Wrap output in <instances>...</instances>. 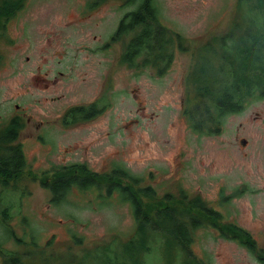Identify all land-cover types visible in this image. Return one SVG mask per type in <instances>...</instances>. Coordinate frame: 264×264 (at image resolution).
<instances>
[{
  "label": "rangeland",
  "instance_id": "rangeland-1",
  "mask_svg": "<svg viewBox=\"0 0 264 264\" xmlns=\"http://www.w3.org/2000/svg\"><path fill=\"white\" fill-rule=\"evenodd\" d=\"M88 1L24 0L0 32V135L11 131L19 118L23 129L12 146L22 145L28 160L16 185L6 187L0 181L2 247L20 258L18 264H105V256L113 260L135 233L131 207L117 195L103 202L95 191L78 189L55 205L39 178L43 171L73 163H86L97 172L120 163L160 196H179L181 189L191 198L200 196L211 212L224 213L226 221L247 229L264 248V116L256 121V112L264 115V100H253L242 113L228 116L221 133L212 136L190 127L183 104L186 71L208 63V73L219 75L220 63L230 65L223 55L210 62L199 52H215L206 47L209 43L226 50L218 41L235 29L234 23L243 24L248 4L157 0L170 35H181L188 46L184 56L175 45L170 72L159 76L155 67L131 69L124 64L129 36L112 42L132 6L110 0L90 11ZM106 43L110 50L100 52ZM236 49L232 58L238 55ZM46 74L51 80L57 77L58 84L43 88ZM102 94L109 104L105 115L73 128L61 126L68 107ZM242 137L247 148L239 145ZM221 191H236L222 209L217 207ZM190 232L191 252L207 264H262L255 253L220 238L211 227ZM14 234L25 242L18 244ZM160 256L159 246L147 255L151 264H166ZM185 260L177 252L175 264ZM5 263L10 264L0 258Z\"/></svg>",
  "mask_w": 264,
  "mask_h": 264
},
{
  "label": "trees",
  "instance_id": "trees-1",
  "mask_svg": "<svg viewBox=\"0 0 264 264\" xmlns=\"http://www.w3.org/2000/svg\"><path fill=\"white\" fill-rule=\"evenodd\" d=\"M108 1L110 0H89L86 8L92 11ZM122 1L126 7L132 6V9L125 13L111 38L112 42H116L123 36L130 37L123 53L124 64L131 69L155 67L159 76H163L174 58L175 45H178L180 51L188 52L185 40L179 34H176L177 37L170 35L169 29L161 20L157 0ZM245 3L249 7L246 20L243 24L234 23L235 29L231 28V33L221 36L218 41L219 46L222 45L226 50H218L209 43L206 47L210 46L215 52H199L204 54L200 57H205L210 62L214 60V56H220V60L225 56L230 65L222 66L220 63L218 75L217 71L208 73V66H205L208 63L200 64L203 66L191 68L188 76L184 115L190 127L203 135L220 134L228 116L240 113L253 100L264 99V0H240L239 5ZM23 5L24 0L0 3V32ZM234 47L237 48L238 55L232 58ZM224 74L228 77L223 78ZM108 108V98L103 97L96 103L70 109L68 115L75 121L87 116V121L101 116ZM71 119L64 117L66 126L72 123ZM11 126V131L0 135V181L6 187L11 182L16 185L28 167L22 145L17 143L12 146V143L18 141L23 124L18 118ZM39 182L44 189L50 191V202L55 205L65 202L71 191L78 189L84 193L95 191L96 197L103 202L117 195L122 204L131 207L136 221L135 233L123 244L122 252L115 253L113 260L106 256L101 258L105 260V264H151L147 255L153 250V246H159L161 261L166 260V264L176 263L177 252L186 257L182 264H196V261L197 264H207L190 250L193 239L190 231L204 227L219 230L221 237L227 241L238 242L252 251L257 249L251 236L224 226L219 221L218 213L211 212L200 196L191 198L183 189L179 196L175 193L160 196L154 187L143 184L142 177L130 173L120 163H115L106 172L92 171L86 163L60 166L43 171ZM4 214L9 216V212L8 215ZM14 235L18 244L25 242ZM74 239L77 240L76 237ZM0 258L3 262L7 259L10 264H18L20 260L16 254L14 256L6 251L2 244Z\"/></svg>",
  "mask_w": 264,
  "mask_h": 264
},
{
  "label": "flooded vegetation",
  "instance_id": "flooded-vegetation-1",
  "mask_svg": "<svg viewBox=\"0 0 264 264\" xmlns=\"http://www.w3.org/2000/svg\"><path fill=\"white\" fill-rule=\"evenodd\" d=\"M105 4H103V5H101V6H104ZM88 7V6H87ZM86 10H89V9H87L86 8ZM110 43H106L105 45L103 44V46H101V47H99L98 49H99V51L100 52H102V53H107L108 52V50H110ZM177 49H178V47H177ZM178 51L182 54V55H184V56H186V55H188V52H182V51H180L179 49H178ZM175 58V57H174ZM174 58H173V60L171 61V64H169V67H168V69H167V71L165 72V74L167 75L169 72H170V70H171V66H172V63H173V61H174ZM120 59L122 60V56H120ZM59 72V71H58ZM189 73H191V71H189ZM189 73H187V71H186V74H185V76H184V78H183V86H185V92H184V98H183V104L185 105L186 104V100H187V88H188V85H189V78H188V76H189ZM59 75L61 76V77H63L64 76V73L63 72H59ZM157 75H159V73L157 72ZM43 82H44V84H43V88H50V86L52 85V84H58V78L57 77H55V79L54 80H51V79H49V77H48V74H46V76H45V78H43ZM53 81V82H52ZM103 97H106L105 95H100L99 97H97V98H95L94 100H92L91 102H89V103H87V104H79V105H90V104H93V103H96V102H98L100 99H102ZM59 98H64V95L62 96V97H59ZM107 98V97H106ZM58 98H56V100H57ZM264 100V99H263ZM249 104V103H248ZM247 104V105H248ZM79 105H72V106H70V107H68L65 111H64V114L60 117V120H61V126L63 127V128H73V127H75V126H79V125H82V124H87V123H90V122H93V121H97L100 117H102L103 115H105L106 114V112L107 111H105L104 112V114H102L101 116H97V117H94V118H92V119H89V120H87V121H85V118L87 117H81L79 120H77V121H75L74 119H73V117H71V115H68L69 114V112H70V109H72V108H74V107H77V106H79ZM246 105V106H247ZM17 108H19V106H17ZM245 110V109H244ZM243 110V111H244ZM243 111H241L240 113H242ZM71 114V113H70ZM234 114H239V113H234ZM234 114H231V115H234ZM67 116L69 117V118H72L71 119V121H72V123L70 124H67V126H66V122L64 121V117H66L67 118ZM263 114H261V113H259V112H256V121L257 120H259V119H261V118H263ZM185 118H186V116H185ZM255 119V118H254ZM186 120H187V118H186ZM188 121V120H187ZM28 122H29V120H28ZM42 129V128H41ZM40 140H42L44 143L45 142H47L46 140H45V138H43V136L42 137H40ZM239 145L241 146V148H247L248 146H249V144H248V141H247V139H245L244 137H242V138H240L239 139ZM245 143V145H243ZM263 149H264V147H263ZM264 151V150H263ZM75 164V163H74ZM250 190V189H249ZM263 190H264V185H263ZM251 191V193H256L257 191L256 190H250ZM223 196V198H224V196H225V198H227V199H224V201H221V197ZM236 196V191H234V192H232V193H230L229 195H226L225 194V192L224 191H221L220 192V197H219V200H218V206L217 207H219L220 209H222L223 207H225L227 204H228V202L229 201H232L233 200V198ZM214 210H216V209H214ZM219 214V215H218ZM218 214H217V216H219L220 217V222L224 225V226H226L227 228H233L234 229V231L235 232H237V229L239 230V231H242L243 233H245L246 235H248V236H251V238L254 240V242L256 243V245H255V248L257 247V249H254V251H252V250H250V249H247L246 247H245V249L246 250H248V251H251L252 253H255V255L258 257V259H259V261L262 263V264H264V248L263 247H260L259 246V240L258 239H255V237H253L252 236V234L249 232V231H247V229H244V228H242L241 226H239L238 224H236V223H234V222H230V221H226V215H224V213L221 215V212L219 211L218 212ZM221 215V216H220ZM230 225V226H229ZM239 226V227H238ZM216 231H217V235H219L220 236V238H222L221 237V235H222V233L219 231V230H217L216 229ZM223 239V238H222ZM224 240H226V239H224ZM227 241V240H226ZM262 243V242H261Z\"/></svg>",
  "mask_w": 264,
  "mask_h": 264
},
{
  "label": "water",
  "instance_id": "water-1",
  "mask_svg": "<svg viewBox=\"0 0 264 264\" xmlns=\"http://www.w3.org/2000/svg\"><path fill=\"white\" fill-rule=\"evenodd\" d=\"M243 145H245V143Z\"/></svg>",
  "mask_w": 264,
  "mask_h": 264
}]
</instances>
